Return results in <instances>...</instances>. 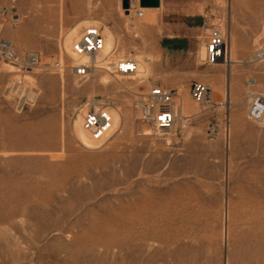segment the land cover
<instances>
[{
    "label": "rangeland",
    "instance_id": "1",
    "mask_svg": "<svg viewBox=\"0 0 264 264\" xmlns=\"http://www.w3.org/2000/svg\"><path fill=\"white\" fill-rule=\"evenodd\" d=\"M127 1L0 0L22 18L0 17L17 62H40L0 69V264H264V122L245 114L264 85V0ZM204 24L227 38V63L205 61ZM89 25L104 64L130 57L134 74L74 82L70 47ZM20 73L34 101L16 111L5 88ZM152 85L185 117L166 138L132 105ZM89 100L120 114L100 142L79 136Z\"/></svg>",
    "mask_w": 264,
    "mask_h": 264
},
{
    "label": "built area",
    "instance_id": "2",
    "mask_svg": "<svg viewBox=\"0 0 264 264\" xmlns=\"http://www.w3.org/2000/svg\"><path fill=\"white\" fill-rule=\"evenodd\" d=\"M134 16L141 18L143 11L135 10ZM0 17L7 18L12 25L19 23L22 19L16 11L5 6L0 7ZM204 28L207 30L203 43L205 61L208 64L226 63L229 49L227 38L218 28L207 24H204ZM1 31L2 24L0 23V69L12 66L28 72L39 66V57L32 52L28 53L22 64H19L9 41L2 37ZM104 42L102 29L89 25L82 29L79 37L71 45L67 67L77 85L84 83L95 69H105L112 76H129L136 72L137 64L130 57L108 61L104 64V55L103 60L95 61L97 56L103 54ZM254 54L264 59V43L257 46ZM84 57L86 60L83 59ZM44 65L56 70L63 68L60 59H53L51 63ZM5 92L11 97L16 111H21L34 101V94L22 73L15 75L6 86ZM190 94L201 104L211 101V88L208 84L194 82L191 85ZM174 96V90L152 85L142 97L133 100L132 105L138 115V120L149 126L155 134L166 138L176 119L185 118L178 115L174 107ZM245 114L246 118L254 123L264 122V85L260 90L248 94ZM81 127L90 140L100 142L112 128V117L109 110L103 104L89 100L81 116Z\"/></svg>",
    "mask_w": 264,
    "mask_h": 264
},
{
    "label": "bare ground",
    "instance_id": "3",
    "mask_svg": "<svg viewBox=\"0 0 264 264\" xmlns=\"http://www.w3.org/2000/svg\"><path fill=\"white\" fill-rule=\"evenodd\" d=\"M261 13L263 14V10L262 9H259V11H258V14L259 15H261ZM71 34V33H70ZM68 35L67 36V40L68 41H71V35ZM73 44V43H72ZM71 44V45H72ZM108 47V43H107V41H106V39H105V42H104V49H106ZM103 49V50H104ZM104 55H105V53L103 52V54H100L99 56H97L96 58H95V61H99V60H103V58H104ZM85 58V57H84ZM136 62V61H135ZM227 62H228V60H227ZM226 62V63H227ZM144 63V62H143ZM137 64V63H136ZM219 104H223V103H221V102H219ZM177 111V110H176ZM109 112H110V115H111V117H112V126H113V123H114V121L117 123L119 120H120V114H119V111L117 110V109H113L112 110V112L110 111V109H109ZM178 113V112H177ZM179 116H183L182 114H178ZM112 129V128H111ZM79 136H83L84 135V133L85 134H87L83 129H82V127H81V121H80V127H79ZM89 137V136H88Z\"/></svg>",
    "mask_w": 264,
    "mask_h": 264
},
{
    "label": "water",
    "instance_id": "4",
    "mask_svg": "<svg viewBox=\"0 0 264 264\" xmlns=\"http://www.w3.org/2000/svg\"><path fill=\"white\" fill-rule=\"evenodd\" d=\"M150 1L157 2V0H141L140 5H141V6H145V5H146L145 2H150ZM128 6H129L128 1H127V0H124V2H123V7H124V8H127ZM130 7H131V6H130Z\"/></svg>",
    "mask_w": 264,
    "mask_h": 264
}]
</instances>
